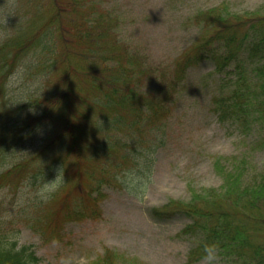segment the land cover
Wrapping results in <instances>:
<instances>
[{"label": "rangeland", "instance_id": "1", "mask_svg": "<svg viewBox=\"0 0 264 264\" xmlns=\"http://www.w3.org/2000/svg\"><path fill=\"white\" fill-rule=\"evenodd\" d=\"M69 4L70 0H0V47L28 32L34 22L41 26L64 7L69 12L60 19L62 30L56 40L60 52L66 45L79 52L76 25L85 20L92 25L98 19L99 24L90 26L91 35H104L98 47L113 51L117 60L112 62L125 52L132 55L137 81L133 79L132 86L140 94L137 102L150 92L159 99L157 88L164 81L172 96L170 112L161 128L160 121L154 129L149 123L133 139L125 135L127 131L99 130L97 139L114 133L121 138L109 158L96 156V151L92 156L85 143H78L82 155L67 157L62 171L55 169L53 177L36 189L22 178L31 168L12 172L9 168L17 156L30 157L33 144L51 125L46 121L34 136L27 135L30 129H26L21 143L6 146L10 165L2 166L0 159V173L7 174L0 181V217L6 221L9 235L19 245L31 246L39 257L37 264H94L108 251L114 252L119 264H238L217 251L191 260L199 237L181 234L193 218L179 210L203 189L222 187L218 161L240 156L250 160L252 167L264 168V148L255 151V132L247 135L231 123H221L213 110L214 97L229 91L225 86L232 85L234 75L224 82L228 75L216 69L213 59L188 68L181 64V71L178 63L187 55L195 57L199 43L213 33L212 17L204 16L205 12L223 9L232 17L264 15V0H80L76 12L67 8ZM24 51L15 68L2 60L3 54L14 51L0 52L2 122L25 118L32 123L38 106L23 101L27 93H44L62 84V66L50 76L44 70L48 65L42 59L48 53L38 46ZM75 61L81 63L82 58ZM176 80L179 83L169 88ZM121 114L132 117L128 112ZM91 126L87 124L85 129ZM80 129L79 134L83 133ZM162 135L164 145L159 143ZM91 142L97 149L100 143ZM125 150L131 151L130 157H123ZM41 158L35 156L32 167L53 160L48 154ZM166 210L173 214H165Z\"/></svg>", "mask_w": 264, "mask_h": 264}, {"label": "trees", "instance_id": "2", "mask_svg": "<svg viewBox=\"0 0 264 264\" xmlns=\"http://www.w3.org/2000/svg\"><path fill=\"white\" fill-rule=\"evenodd\" d=\"M39 3L42 7V3ZM78 7L80 0H70L67 5L72 12H76ZM68 12L64 7L58 8L41 26L34 22L28 32L15 36L0 47V52L14 51L2 56L5 66L9 68H15L23 58L20 52L25 50V53L31 46H38L42 52L48 53L50 62L47 61L48 57L41 59L42 63L48 65L44 70L49 76L62 66L61 85L44 93L33 90L23 100L38 106V114L32 123L25 118L3 123L0 115V140H4L0 143L2 166L10 165V148L7 147L12 143H21L26 129H30L27 135L34 136L46 121L51 125L46 135L33 144L30 157L18 159L17 156L9 168L11 172L31 168V173L28 171L22 178L27 179L28 185L34 189L48 182L55 169L62 171L67 157L82 155L78 143H85L84 147L89 149L92 156L96 151V156L109 158L121 138H116L114 133L97 139L99 130L111 133L127 131L125 135H131L133 139L134 134L137 136L139 129L149 123H152L150 129H154L160 121L158 126L161 128L170 112L168 102L172 96L164 88L167 87L164 81L163 86L157 88L159 99L150 92L141 103L137 102L140 94L132 86L133 79L137 82L131 67L132 55L125 52L126 55H122L117 62H112L117 60L113 51L98 47L104 35L101 32L91 35L94 31L90 26L95 22L99 24L98 19L92 25L88 20L76 25L81 51H70L66 45L60 52L61 47L56 40L60 38L62 30L59 22ZM210 15L213 33L198 44L195 57L187 55L180 60L178 69L182 70L181 64L188 68L201 60L213 59L216 69L228 75L224 82L231 75L235 76L232 85L225 86L230 88L229 91L214 97L213 110L221 123H231L242 132L246 131L247 135L255 132L252 139L257 151L264 148V15L247 13L232 17L225 14L223 9L204 13L206 17ZM83 26L86 27L85 31ZM80 57L81 63L75 61ZM6 77L7 73L4 79ZM177 83V80L170 83L169 88ZM121 112H128L132 117L124 118ZM87 124H92L94 129L92 126L85 129ZM79 127L83 131L81 134ZM92 140L100 143L95 150ZM159 143H166L164 135L160 136ZM47 154L53 160L32 167L35 156L41 158ZM63 155V159H60ZM130 156L131 151L125 150L123 157ZM24 163L25 167H22ZM217 164L224 179L222 187L219 190L203 189L179 210L193 218V222L181 234L199 237V244L190 254L191 260H200L217 251L238 264H264V168H254L250 160L240 156L229 157L224 163L218 161ZM6 176L0 173V181ZM164 212L173 214L171 210ZM4 222L0 217V264H37L39 257L36 252L31 246L19 245L18 239L9 235ZM94 264H119V260L114 252L108 251Z\"/></svg>", "mask_w": 264, "mask_h": 264}]
</instances>
